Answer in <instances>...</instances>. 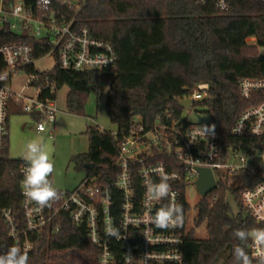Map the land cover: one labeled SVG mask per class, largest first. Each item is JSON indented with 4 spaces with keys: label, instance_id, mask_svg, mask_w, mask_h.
Returning a JSON list of instances; mask_svg holds the SVG:
<instances>
[{
    "label": "trees",
    "instance_id": "1",
    "mask_svg": "<svg viewBox=\"0 0 264 264\" xmlns=\"http://www.w3.org/2000/svg\"><path fill=\"white\" fill-rule=\"evenodd\" d=\"M81 25L90 28L101 40L111 42L116 50L114 69L65 70L58 65L48 74L56 89L68 86L67 106L71 113H83L87 95L108 87L106 110L117 125L114 132L99 127L87 130L89 152L73 155L76 168L92 174L96 169L113 165L119 141L136 127V118L152 126L158 116L180 120L183 108L179 100L201 82L210 85L207 98L195 103L205 107L211 126L219 131L220 146L253 151L264 146V137L251 134L236 136L232 129L249 108L261 99H246L240 81L246 77H264V57L247 38L255 36L264 44V0H230V7L220 11L215 0H88L78 13ZM0 41L38 43L24 35L5 31ZM38 54V53H37ZM43 85V83L41 82ZM43 95L52 96L44 88ZM13 113L22 112L15 107ZM172 113L171 118L165 117ZM24 113V112H22ZM188 119L183 123L187 124ZM24 160L9 155V141L0 150V254L20 244L10 236L4 211L11 210L22 218L21 165ZM93 163V169H85ZM264 179V168H242L219 181L216 191L200 201L194 224H206L208 236L196 237L188 228L191 205L185 201V238L183 264H236L234 247L248 253L252 264L258 260L250 253L251 237L239 240L237 229H261L244 205L241 191L258 185ZM111 180V177H105ZM214 197V199H213ZM212 200V201H211ZM235 204L236 209L233 207ZM33 248L27 251L28 264L70 263L97 264L98 250L89 242L84 227L68 218L61 229L31 235ZM21 249V248H20ZM22 252H25L21 250Z\"/></svg>",
    "mask_w": 264,
    "mask_h": 264
},
{
    "label": "built area",
    "instance_id": "2",
    "mask_svg": "<svg viewBox=\"0 0 264 264\" xmlns=\"http://www.w3.org/2000/svg\"><path fill=\"white\" fill-rule=\"evenodd\" d=\"M87 1L0 0V35L10 31L38 43L36 47L26 41H0V150L9 141V117L15 107L33 117L38 132L55 124L57 89L56 82L51 81L48 74L57 65L76 71L116 67L114 45L96 38L89 27L77 20ZM199 1L204 3L206 0ZM223 3L226 7H220V0H215L220 11L228 10L230 0H223ZM247 41L257 46L264 57V44L257 43L255 36L248 37ZM47 56L54 59L53 68L38 69L37 62ZM44 88L52 96L45 97ZM209 88V83L201 82L189 90L180 100H191V108L183 110L190 111L195 103L207 98ZM240 91L244 98H260L261 102L242 114L232 129L233 134L264 137V77L243 78ZM165 117L171 118L172 113H166ZM184 119L188 117L183 113L180 120L171 121L159 115L148 127L137 117L136 127L119 141V150L109 171L96 169L92 174L87 173L72 191L57 188L60 199L51 206L40 208L34 202L26 201L23 180L28 165L24 160L20 168L22 218L14 216L11 210L3 213L10 236L20 244L21 250L27 252L33 248L31 235L46 230L58 233L62 219L66 217L75 226L85 228L89 242L98 250L97 264H183L181 248L187 229L184 224V205L188 202L186 190L189 183L198 180V168H210L217 184L242 168H264L254 162L256 154L264 151V146L253 151L223 149L217 128L214 127L213 134L209 123L189 121L185 124ZM49 133L53 136L54 130ZM219 172L224 174L218 178ZM107 176L111 180H105ZM162 177H166L170 185L169 195L153 199L147 189L151 184L159 183ZM240 195L264 229V179L254 187L243 189ZM172 204L182 207V223L176 227H157L156 213ZM255 249L251 239V256L258 260L254 256Z\"/></svg>",
    "mask_w": 264,
    "mask_h": 264
},
{
    "label": "rangeland",
    "instance_id": "3",
    "mask_svg": "<svg viewBox=\"0 0 264 264\" xmlns=\"http://www.w3.org/2000/svg\"><path fill=\"white\" fill-rule=\"evenodd\" d=\"M55 61L47 56L37 62L36 67L40 70H50ZM19 79V78H18ZM16 80L19 83L20 80ZM68 86H63L56 90V105L58 108L55 124L46 131L38 132L34 128V119L27 113H11L9 117V155L12 158L24 160L26 145L29 141L40 140L49 153L51 161L54 163L52 173V183L54 187L61 190L72 191L85 178L87 171L76 168L72 161L73 155L89 152V140L87 130L89 127H99L110 132L117 131L106 110V97L108 87L98 92H91L87 95L83 113H71L67 106ZM183 116L196 124H206L210 122V115L205 112V107L194 105L188 111L183 110ZM54 130V135H50V130ZM248 162L251 158L247 157ZM254 162L264 165V151L256 154ZM224 173H217L219 178ZM216 191V190H215ZM214 191V192H215ZM186 198L191 205L189 227L195 229L197 238L205 239L208 236L206 224L196 226L194 219L198 214V207L202 196L194 182L189 183L186 190ZM233 207L236 209L234 202ZM51 264H78L70 263L69 260L56 261Z\"/></svg>",
    "mask_w": 264,
    "mask_h": 264
},
{
    "label": "clouds",
    "instance_id": "4",
    "mask_svg": "<svg viewBox=\"0 0 264 264\" xmlns=\"http://www.w3.org/2000/svg\"><path fill=\"white\" fill-rule=\"evenodd\" d=\"M219 6L226 7L223 0H220ZM209 130L214 134V126H210ZM24 160L28 165L24 170L23 180V195L26 201L34 202L40 208L51 206L53 202L60 199L61 194L50 180L54 171V163L40 140L28 142ZM147 191L153 199L167 197L170 192L167 178L162 177L159 183L151 184ZM154 222L162 229L179 226L182 223V207L172 204L161 208L156 213ZM234 235L241 241H246L251 237L256 245L254 256L258 258V264H264V229L251 231L237 229ZM233 256L236 264H252L248 253L239 245L234 247ZM0 264H28L27 252H22L20 248L12 246L6 253L0 254Z\"/></svg>",
    "mask_w": 264,
    "mask_h": 264
},
{
    "label": "water",
    "instance_id": "5",
    "mask_svg": "<svg viewBox=\"0 0 264 264\" xmlns=\"http://www.w3.org/2000/svg\"><path fill=\"white\" fill-rule=\"evenodd\" d=\"M179 105L182 108H191V100L183 99L179 100ZM94 167L93 163H86L84 165L85 169H92ZM200 176L196 181V186L198 188L199 193L202 197H206L211 191L215 190L218 186L217 181L215 179L214 173L210 168L200 167L198 168Z\"/></svg>",
    "mask_w": 264,
    "mask_h": 264
}]
</instances>
